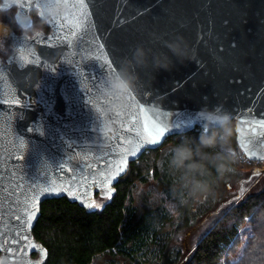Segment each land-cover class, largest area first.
Here are the masks:
<instances>
[{"label": "water", "instance_id": "obj_1", "mask_svg": "<svg viewBox=\"0 0 264 264\" xmlns=\"http://www.w3.org/2000/svg\"><path fill=\"white\" fill-rule=\"evenodd\" d=\"M84 12L71 35L56 22L34 38L11 35L27 57L20 66H32L0 59V264H41L46 249L32 229L44 200L64 196L90 210L93 194L109 196L143 152L202 128L205 106L230 111L243 156L264 161V0H85ZM176 34L192 60L163 46ZM137 45L172 65L137 69L123 134L98 147L99 84Z\"/></svg>", "mask_w": 264, "mask_h": 264}, {"label": "trees", "instance_id": "obj_2", "mask_svg": "<svg viewBox=\"0 0 264 264\" xmlns=\"http://www.w3.org/2000/svg\"><path fill=\"white\" fill-rule=\"evenodd\" d=\"M3 19L9 23L8 17ZM41 28L48 30L46 24ZM12 33L20 34L14 26ZM6 57L0 53L2 60ZM233 125L232 122V151L236 160L228 168L237 173L236 193L198 202L194 208L196 196H205L207 187L197 185L189 192L181 184L178 195L190 203L181 208L183 215L175 221L159 208L140 204L134 195L138 183L160 177V147L147 150L130 162L109 196L93 194L90 210L64 196L41 203L32 229L33 236L46 249L41 264H218L220 245L236 233V222L254 204L264 201V161L240 159L243 154L235 143ZM201 129L171 135L164 143L170 140L173 145L185 136L197 138ZM215 189L214 183L212 190Z\"/></svg>", "mask_w": 264, "mask_h": 264}, {"label": "clouds", "instance_id": "obj_3", "mask_svg": "<svg viewBox=\"0 0 264 264\" xmlns=\"http://www.w3.org/2000/svg\"><path fill=\"white\" fill-rule=\"evenodd\" d=\"M72 8V0H0V40L3 41L0 53L5 57L15 56L20 71L32 66H20L24 63L19 56L22 42L8 43L13 26L23 39L34 38L43 25L54 23L66 13H70ZM4 17H8L9 23H4ZM163 46L180 62L192 60L189 45L182 35L176 34L164 40ZM149 64L153 68L168 69L172 60L165 52L154 53L151 49L137 45L99 84L100 107L93 108L96 114L93 127L97 133L98 147H106L115 136L118 117L130 109V96L140 88L137 69L145 68ZM29 77H25V80ZM197 116L202 121L199 136H185L166 150L161 175L170 180L169 192L165 193L154 182L145 186L138 185L134 189V195L140 204H147L151 209L159 208L162 214L172 217L175 221H179L183 215L181 208L190 203L182 194L178 195L177 174L184 181L183 187L189 192L196 189L197 185L206 186L208 193L204 199H207L216 178L236 160L232 151V113L222 105H216L212 108L203 107ZM231 211L230 208L229 214ZM174 213L178 215L174 216ZM215 223L216 221H213V224ZM236 223V233L220 245L218 264H264V201L254 204Z\"/></svg>", "mask_w": 264, "mask_h": 264}, {"label": "rangeland", "instance_id": "obj_4", "mask_svg": "<svg viewBox=\"0 0 264 264\" xmlns=\"http://www.w3.org/2000/svg\"><path fill=\"white\" fill-rule=\"evenodd\" d=\"M6 32V30H4ZM12 33L10 34L11 37ZM9 37V39H10ZM10 43V42H9ZM0 45L1 47H3V41L0 40ZM1 59V58H0ZM2 60V59H1ZM170 140H167L166 143H163L160 148H159V157L157 160V166H158V170H159V179L155 180V181H147L144 183H138L139 186H145L148 185L150 183H157L160 187L161 190H169L170 188V180L167 176H162L161 175V166L165 165V160H166V150L168 149V147L170 146L169 144ZM242 160L246 159L244 156H242V158H240ZM248 160V159H246ZM215 176V173H214ZM237 173L233 170V169H229L227 168L226 171H224L222 174L219 175L218 178H216L215 180V185H216V189L212 190V194H210V197H208L207 199H204V194H199L196 196L194 202H193V207L195 208L196 205L198 204V202L202 203L204 201H209L212 198L215 199H220L222 197H228L234 193H236V191H238L239 188V183L238 180L236 179ZM177 188L179 187V185L184 184V181L180 179L179 174H177ZM160 182V183H158Z\"/></svg>", "mask_w": 264, "mask_h": 264}, {"label": "snow or ice", "instance_id": "obj_5", "mask_svg": "<svg viewBox=\"0 0 264 264\" xmlns=\"http://www.w3.org/2000/svg\"><path fill=\"white\" fill-rule=\"evenodd\" d=\"M72 4L74 7H78L77 12H70L66 13L62 18L57 19L55 22L57 23V26L60 27L61 29H68L69 34L71 35L72 33L75 32V30L80 27L81 22L83 17L85 16L84 8H85V0H72ZM58 39L63 40V37H58ZM100 47H103V45H100ZM25 62H27V57H22ZM130 96V100H131ZM131 107V105H130ZM123 114H121L122 116ZM120 117V116H119ZM118 117V119H119ZM262 126H264V121L261 122ZM135 127V124L132 125ZM143 131V129H142ZM123 134V130L121 129L120 131L116 132L114 138L119 139V136ZM157 135H160L159 130H157ZM145 143H151L155 144L156 140L155 139H150L146 140ZM121 171H123V165L118 166ZM110 179V178H109ZM95 204V202H93Z\"/></svg>", "mask_w": 264, "mask_h": 264}, {"label": "flooded vegetation", "instance_id": "obj_6", "mask_svg": "<svg viewBox=\"0 0 264 264\" xmlns=\"http://www.w3.org/2000/svg\"><path fill=\"white\" fill-rule=\"evenodd\" d=\"M46 26H48L47 24H46ZM39 31H42L43 33H48L49 31H50V27L48 26V30L47 31H45V28H44V30H43V28H40V30ZM12 33V32H11ZM12 34H14V33H12ZM10 41V40H9ZM6 59V58H5ZM4 61V60H3Z\"/></svg>", "mask_w": 264, "mask_h": 264}]
</instances>
